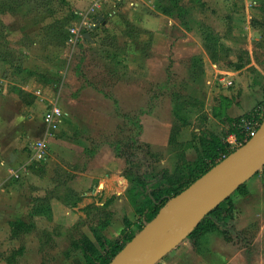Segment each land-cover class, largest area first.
Wrapping results in <instances>:
<instances>
[{"label":"rangeland","instance_id":"374dc122","mask_svg":"<svg viewBox=\"0 0 264 264\" xmlns=\"http://www.w3.org/2000/svg\"><path fill=\"white\" fill-rule=\"evenodd\" d=\"M173 1L176 14L166 17L175 25L166 37L130 23L155 7V0H102L110 21L91 31L98 46L83 48L71 43L69 30L87 12L89 0H0V165L7 161L9 170L24 169L18 181H2L1 194L13 189L7 193L24 199L70 195L65 185L84 173L102 148H119L118 156L112 153L118 177L129 189L134 181L148 194L152 184L141 178L145 170L171 176L183 158L196 160L204 136L223 135L225 116L243 121L262 114L264 0H162L158 5L167 8ZM89 20L95 21L94 14ZM127 35L140 38L141 56L135 53L138 44L128 49ZM74 75L84 79L76 92ZM73 94L76 103L70 101ZM54 104L62 115L59 129L46 143L45 161L30 162L43 116ZM145 117L171 126L172 145L149 149L142 143ZM12 152L18 155L13 158ZM9 177L2 171L0 182ZM130 191L134 210L139 194ZM217 229L198 235L194 247L200 251L206 241H217Z\"/></svg>","mask_w":264,"mask_h":264},{"label":"crops","instance_id":"0c3cea01","mask_svg":"<svg viewBox=\"0 0 264 264\" xmlns=\"http://www.w3.org/2000/svg\"><path fill=\"white\" fill-rule=\"evenodd\" d=\"M89 1V9L84 14L88 18L94 14V20L102 15L105 20L103 25L107 27L111 14H106L101 5L91 10L92 3ZM129 5L132 6L131 3ZM130 23L155 36L164 34L166 37L169 27L175 25L173 19L161 15L153 6L139 12L138 17L135 16ZM91 31V41L85 44L82 40L78 43L80 47L98 46V38L94 34L96 32ZM125 38L129 50L138 44L136 55L144 53L143 50L139 52L140 38L135 39L130 35ZM74 77L77 82L71 85L73 92H76L84 88L81 82L84 79L78 75ZM76 100V94H73L70 101L76 103ZM13 123L12 129H15L18 119H14ZM141 124L143 143L151 147H168L171 126L144 118L141 119ZM43 136L44 126L35 142ZM227 140L233 143L235 137L228 136ZM106 149L102 148L97 153L88 163L85 172L78 173L74 182L65 185L70 195L45 193L32 199H24L8 194V191L13 190L10 188L0 193V264H85L83 250L74 241L83 235L91 244H96L94 231L98 230V225L104 220L103 215L108 217L105 219L108 223L99 233L106 240L115 242L123 232H135L138 221L129 204L127 182L118 177L120 170L114 166L115 158L111 150ZM8 153L11 155V151ZM15 155L18 154L13 153V158ZM8 165L10 163L7 161L0 165V173L3 171L8 177L11 176L1 180L0 187L3 185L2 181L6 182L5 185L18 181V176L24 170L20 167L9 170L11 167ZM237 194L239 195L232 202L234 213L231 232L219 230L218 240L206 241L200 251L195 245L185 241L161 260L166 261L163 264H264L263 174L249 179ZM125 222L129 223L128 227H125ZM223 236L225 241L222 240Z\"/></svg>","mask_w":264,"mask_h":264},{"label":"water","instance_id":"95a60500","mask_svg":"<svg viewBox=\"0 0 264 264\" xmlns=\"http://www.w3.org/2000/svg\"><path fill=\"white\" fill-rule=\"evenodd\" d=\"M105 24L102 15L92 30ZM90 33L83 42H90ZM264 167V120L244 145L171 198L110 264H157L176 249L207 215Z\"/></svg>","mask_w":264,"mask_h":264},{"label":"trees","instance_id":"16d2710c","mask_svg":"<svg viewBox=\"0 0 264 264\" xmlns=\"http://www.w3.org/2000/svg\"><path fill=\"white\" fill-rule=\"evenodd\" d=\"M161 1L162 0H155L156 10L165 16L173 17V15L176 14L175 9L177 8L178 4L173 1V4H171L170 7L166 8L158 5ZM210 59H215V57L211 54ZM249 118V116L246 117V119ZM263 119L264 116L261 120H259V122H261ZM222 123H224L225 125L223 135L221 137L216 136L214 134L204 136L200 142V151L197 153L196 160L190 163L187 162L188 160L186 161L183 158L171 176H166L163 174L151 176V169L148 168L147 170H145V173L142 177H135L136 179H140V177L143 179H147V182L152 184L150 193L147 194L144 189H141V187L136 182L131 181V188L135 189L139 194L137 206L134 207V212L138 219L137 231L133 233H126L125 231L122 233V236L119 240L115 242H110L99 233V231L103 229L108 223V220H105L108 217L106 215H103L104 220L98 225V230L94 231L96 244H91L83 235L80 236L78 240L74 241V243L76 242V244L83 250L85 264H110V262L125 247V245L130 242L132 238L147 223H149L164 206H166V204L171 198L180 194L183 190L188 188L192 183L201 178L210 169L215 167L218 163H220L223 159L228 157L237 149H231L230 145L225 142L228 136L235 137L237 143L241 144V146L244 145L250 139H246L244 134L242 133L240 127L241 119L232 120L225 116ZM137 128L139 130L140 135L142 126L140 124H137ZM132 143L137 145L140 142H135L132 140ZM143 144L147 145L149 149L151 148V146H149L148 144ZM169 145H172L171 137L169 139ZM114 149L115 148H112L110 150L113 155L115 154L116 156H118L119 154L116 152L119 148H116L115 150ZM260 173L263 174L264 180V167L256 175ZM159 176L161 177L159 178ZM154 181L158 182L154 183ZM244 186L245 184L238 188L228 199L222 202L216 209L210 212L207 217L202 222H200L198 227L185 239V241L192 240V245H195L193 244V239H195L201 233H209L211 231H214L216 227L218 228L217 230L223 229L221 231H225V228L227 226L231 227V220L233 218L234 213L232 197L238 192H240ZM131 188L129 189L128 187L127 189L128 195L134 194V192L132 193V191H130ZM221 207H225L226 209L224 211H221ZM141 221L142 223H140ZM128 226L129 223L125 222V227Z\"/></svg>","mask_w":264,"mask_h":264},{"label":"built area","instance_id":"2783aa9c","mask_svg":"<svg viewBox=\"0 0 264 264\" xmlns=\"http://www.w3.org/2000/svg\"><path fill=\"white\" fill-rule=\"evenodd\" d=\"M102 0H91L92 8H97L101 5ZM93 22L89 20L86 14L81 16V19L73 24L69 30L71 36V43L76 45L83 40V35L87 30H92ZM264 112V111H263ZM258 112L255 118L241 121L240 127L242 133L246 139L254 136L257 129L259 128V120L264 116V113ZM262 116V117H261ZM61 123V111L57 105H52L51 108L43 116L44 136L37 140L31 147V158L30 162L39 163L45 161L47 157V142L52 138L54 133L59 129ZM226 143L230 145V148H239L241 144L237 143L236 139L233 143L227 139Z\"/></svg>","mask_w":264,"mask_h":264}]
</instances>
